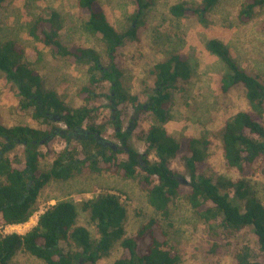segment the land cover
I'll list each match as a JSON object with an SVG mask.
<instances>
[{"label":"trees","instance_id":"16d2710c","mask_svg":"<svg viewBox=\"0 0 264 264\" xmlns=\"http://www.w3.org/2000/svg\"><path fill=\"white\" fill-rule=\"evenodd\" d=\"M6 1L0 0V8ZM132 1L136 5L133 24L122 33L108 22L97 0H78L86 31L100 37L106 47L110 60L107 67L102 65L95 50L81 46L68 48L62 44L59 33L61 15L57 11L39 16L30 25L29 34L34 40L51 47L53 52L68 60L89 65V82L79 92L83 103L76 108H69L55 91L43 87L40 72L26 60L22 46L14 40L0 42V71L18 87L22 96L20 107L32 111L33 119L45 126L43 129L0 124V227L27 223L36 212L38 196L45 185L51 180L67 181L86 170L137 178L155 216L146 220L135 234L125 237L127 209L120 195L101 193L80 204L70 200L59 201L47 208L39 216L36 226L27 233L3 235L0 232V264H11L20 251L46 264H96L118 243L123 254L114 264H181L179 252L168 240V228L172 226L170 205L181 195L204 222L209 236L226 240L229 248L232 238L246 227L253 226L258 238V252L249 246L237 249L233 252V264H264L261 261L264 256V206L243 180L233 182L219 176L214 181L212 176L205 175L203 166L210 142L193 137L184 140L186 152L180 159L190 174L189 182L179 180L171 167V162L180 156L182 144L167 132L164 125L171 118L170 90L178 87V83H188L192 77L188 60L182 54L171 53L149 71L155 78L156 87L147 105L124 91V72L116 63L118 49L127 41L138 40L146 11L152 4V0ZM219 1L201 0L196 6L176 4L170 12L177 18L194 15L205 20ZM263 5L264 0L245 2L240 18L248 21ZM205 46L228 68L229 73L221 81L222 92L226 94L232 87L242 86L250 107L248 111L229 118L221 130L226 167L246 177L253 166L261 164L259 169L264 175V84L238 65L224 42L210 39ZM36 56L41 61L42 54L38 50ZM105 82L110 84L111 93L107 95L110 100L108 108L112 112L110 117L101 116V107L96 104L100 97L97 90ZM129 107L134 108L135 115L151 112L153 124L147 129L136 125L135 116L131 119V128L120 132ZM51 114L59 117L66 128L52 127ZM109 125L116 126V135L124 142L134 130L133 133L147 144L146 152L141 154L126 144L127 150H123L100 143L98 138H102ZM58 134L69 143L62 152L45 154L39 149L40 145L47 144ZM18 145L24 148L23 162L19 156L8 155ZM152 151L156 155L154 161L149 159ZM120 153L126 154L125 158H120ZM46 155L53 159L52 166L49 171H41L39 163ZM184 188H187L185 192ZM230 188L243 201L245 210L229 193L222 192V189ZM78 206L89 213L96 227L97 239L92 238L86 227L77 225ZM210 247L214 253L221 249L217 242H211Z\"/></svg>","mask_w":264,"mask_h":264},{"label":"rangeland","instance_id":"374dc122","mask_svg":"<svg viewBox=\"0 0 264 264\" xmlns=\"http://www.w3.org/2000/svg\"><path fill=\"white\" fill-rule=\"evenodd\" d=\"M97 1L114 28L122 33L129 30L136 11V5L132 0ZM247 1L249 0H220L206 19L200 20L194 15L177 18L171 14L170 8L181 3L196 6L201 0H152L145 14V24L140 28L138 40L127 41L118 49L116 63L124 72V91L137 96L139 103L147 105L156 87L155 78L149 71L169 54H182L190 63L192 77L188 83H178V87L170 90L171 118L164 127L182 144L180 156L171 162L172 169L179 180L189 182L190 174L185 162L180 159L186 152L184 140L191 137L207 139L210 144L206 164L203 166L205 175L212 176L214 181H217L219 176L233 182L243 180L253 196L264 206V175L259 169L261 164L253 166V172L251 169L246 177L228 169L220 138L221 130L229 118L250 109L245 90L238 85L232 87L226 94L222 92L221 81L229 73L228 68L218 57L208 52L205 46L210 39L224 42L238 65L257 76L264 84V5L255 10L251 19L244 21L240 18V11ZM49 11H57L61 15L62 28L59 33L65 47L91 48L100 56L104 67L109 65L110 60L104 43L100 37L89 33L84 27L78 0H7L0 8V42L14 40L22 46L26 60L40 72L43 87L55 91L69 108H76L83 103L79 92L89 82V65L78 64L57 55L51 47L34 40L29 34L32 22ZM36 50L42 54L41 61H38ZM97 93L100 95L96 102L101 107L100 115L110 117L112 112L108 108L110 100L107 96L111 93L110 84L105 82ZM21 100L22 96L16 84L0 71V124L7 127L27 125L44 129V125L33 119L32 111L20 107ZM135 116L136 125L147 129L153 124L151 112H138L135 115L134 108L129 107L119 131L124 133L131 128L132 118ZM51 126L66 128L63 122L55 121L53 118ZM116 130L115 125H109L101 137L120 149L124 150L126 144L141 154L146 152L147 144L133 133L134 130L124 143L116 135ZM68 144L67 140L58 134L47 144L40 145L39 149L45 154L50 151L62 152ZM8 155L19 156L23 162L25 157L23 146L18 145ZM125 156L124 153L119 154L120 158ZM149 159L151 161L156 159L154 151L149 153ZM52 160L48 155L43 157L39 163V170L49 171ZM185 189L187 188H184V192ZM110 192L120 195L127 209L124 221L125 237L135 234L146 220L155 216V211L148 203L147 194L138 184L137 178L130 179L122 175L86 170L67 181L51 180L39 193L36 216L33 215L25 223L27 225L18 226L14 228L15 230L8 228L7 233H27L36 226L39 216L59 201L70 200L80 204L101 193ZM222 192L229 193L235 203L244 209L243 201L236 196L234 189H222ZM170 210L172 226L168 228V240L179 252L181 264H233V252L237 249L249 246L258 252V238L253 226L246 227L232 238L229 241L231 244L229 248L226 246V240L209 236L206 225L193 211L184 195L175 199L170 205ZM76 222L77 225L86 227L92 238H98L89 213L84 212L80 206ZM211 242H217L221 249L214 253L210 247ZM122 254L123 249L118 243L108 256L101 258L96 264H114ZM261 261L264 263V256ZM11 264L46 263L25 251H20Z\"/></svg>","mask_w":264,"mask_h":264},{"label":"built area","instance_id":"2783aa9c","mask_svg":"<svg viewBox=\"0 0 264 264\" xmlns=\"http://www.w3.org/2000/svg\"><path fill=\"white\" fill-rule=\"evenodd\" d=\"M36 212L34 213V215L36 216ZM32 218V217H31ZM30 218V219H31ZM23 225H27V224H23ZM18 226H22L21 224L20 225H8V226H2L1 228H0V232L3 234V235H5V234H8L7 232V230H8V228H12V230H15L14 228H16V227H18ZM11 233H14V232H11ZM15 233H18V232H15Z\"/></svg>","mask_w":264,"mask_h":264},{"label":"flooded vegetation","instance_id":"af4514ba","mask_svg":"<svg viewBox=\"0 0 264 264\" xmlns=\"http://www.w3.org/2000/svg\"><path fill=\"white\" fill-rule=\"evenodd\" d=\"M49 117L55 119V121H59V122H60V120H59L60 118H58L56 115L51 114V115H49ZM57 129H59V128H57ZM60 129H61V128H60ZM98 139H99L100 143H102V144H104V145H107V144H108V145H113L112 143H110V142H108V141H104L103 138H100V137H99ZM121 140H122L123 143H124V139L121 138ZM113 146H114V145H113ZM124 147H125V146H124ZM115 148H116V147H115ZM124 149L127 150L126 147H125Z\"/></svg>","mask_w":264,"mask_h":264},{"label":"water","instance_id":"95a60500","mask_svg":"<svg viewBox=\"0 0 264 264\" xmlns=\"http://www.w3.org/2000/svg\"><path fill=\"white\" fill-rule=\"evenodd\" d=\"M59 118V117H58ZM185 183H187L186 181H185Z\"/></svg>","mask_w":264,"mask_h":264},{"label":"crops","instance_id":"0c3cea01","mask_svg":"<svg viewBox=\"0 0 264 264\" xmlns=\"http://www.w3.org/2000/svg\"><path fill=\"white\" fill-rule=\"evenodd\" d=\"M21 225H23V224H21Z\"/></svg>","mask_w":264,"mask_h":264}]
</instances>
